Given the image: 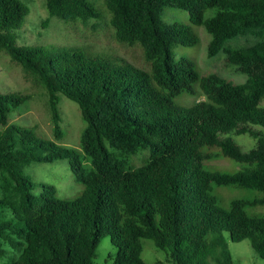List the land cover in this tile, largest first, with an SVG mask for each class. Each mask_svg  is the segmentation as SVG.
I'll return each instance as SVG.
<instances>
[{"label": "trees", "instance_id": "16d2710c", "mask_svg": "<svg viewBox=\"0 0 264 264\" xmlns=\"http://www.w3.org/2000/svg\"><path fill=\"white\" fill-rule=\"evenodd\" d=\"M104 4L115 40L140 47L144 65L75 46H19L16 31L30 6L0 0V52L46 90L53 132L49 138L11 122L32 96L0 92V259L11 253L8 264H94L107 236L116 248L112 264H147L145 239L166 252L157 264H233L229 241L247 239L264 259V215L247 209L264 206V0ZM45 6L70 22L103 17L94 0H45ZM168 6L188 11L191 23L212 36L208 55L223 51L247 80L202 75L194 60H176L175 45L195 46L200 37L190 25L164 21ZM246 36L255 43L228 44ZM185 94L203 99L176 103ZM62 96L81 111L78 148L62 144ZM242 134L256 147L243 150L233 137ZM143 151L148 156L139 165ZM219 157L234 160L235 169L207 164ZM61 159L83 185L80 196L60 197L46 183L35 193L39 184L24 168ZM215 186L260 194L225 207Z\"/></svg>", "mask_w": 264, "mask_h": 264}, {"label": "rangeland", "instance_id": "374dc122", "mask_svg": "<svg viewBox=\"0 0 264 264\" xmlns=\"http://www.w3.org/2000/svg\"><path fill=\"white\" fill-rule=\"evenodd\" d=\"M23 1L30 6L31 11L26 17L24 25L16 31L17 45H40L51 49L75 46L85 49L90 54H104L144 65L140 47H126L115 40L114 30L110 25L104 0H94L96 5L101 8L103 17L88 22H70L57 16H50L45 6V0ZM47 19L48 21H46ZM163 19L167 23L190 25L200 37V43L195 46L175 45L174 55L176 60L182 57L194 60L202 75L215 73L233 83H244L247 80L248 76L245 73L237 70L234 64L226 62L223 51L213 57L208 55V46L212 36L205 27L191 23L188 11L168 6L164 10ZM255 41L254 37L246 36L234 39L228 44L246 46L255 43ZM0 92L30 94L31 99L23 104L18 111L10 115V121L19 125L35 127L40 135L53 138L46 90L42 86H38L34 81V77L31 76L30 78L21 66L12 61L10 55L6 52H0ZM201 99H203V96L200 94H185L177 97L175 101L179 105L188 106ZM59 109L62 115V129L65 133L62 144L78 148L80 134L84 129L80 108L77 103L62 96ZM233 137L236 143L245 151L256 147L257 140L249 134L234 135ZM207 151L216 152V149H208ZM147 156V151H143L138 155L139 165L143 163ZM207 164L220 170H232L236 167L234 160L224 157L208 160ZM24 174L39 184L35 189L37 194L42 191L40 186L42 183L56 186L58 195L63 198H76L80 196L83 190V185L76 180L67 159H61L53 163H32L24 168ZM214 194L219 196L222 205L227 207L232 199H251L260 193L253 189L215 186ZM247 209L251 214L264 215V206H250ZM143 245L142 256L147 264H157L159 261L166 260V252L157 248L152 240H143ZM229 249L233 257V264H264V259L256 253L248 239L237 243L229 241ZM115 253L116 248L110 237H104L97 249L94 264H112L109 255ZM11 255L13 254L10 253L8 257L0 259V264H8L11 261L8 260Z\"/></svg>", "mask_w": 264, "mask_h": 264}]
</instances>
